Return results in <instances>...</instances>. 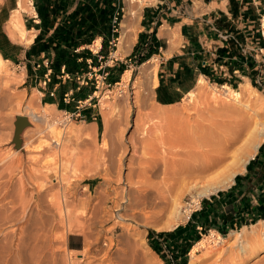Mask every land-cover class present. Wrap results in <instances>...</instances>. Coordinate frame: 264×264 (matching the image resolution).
<instances>
[{
    "label": "rangeland",
    "instance_id": "1",
    "mask_svg": "<svg viewBox=\"0 0 264 264\" xmlns=\"http://www.w3.org/2000/svg\"><path fill=\"white\" fill-rule=\"evenodd\" d=\"M130 1L119 0L121 16L116 27L118 30L114 31L117 37L109 33L105 36L106 52H101L103 37H96L90 45L80 48L90 49L98 57V65L89 60L90 66L80 74V82L61 76L56 79L60 83L59 93H56L59 109L41 103L37 88L42 90L44 86L35 81L36 77L25 63L0 62V264H148V257L154 264H264V220L252 223L257 216L245 219L241 214L257 206L255 200L264 191L262 184H252L255 182L252 177L240 190L243 196L239 201L233 202L235 196H228L223 202V209L238 211L244 223L242 226L237 225L226 234L217 229L202 233L200 240L189 250L187 261L172 253V239H159L166 260L149 245L151 230L160 233L185 225L192 213L202 208L205 199L236 188L235 179L227 189L207 197L200 196V192L184 188L180 183L182 178L179 182L175 171L185 160L183 151L190 145L192 137L197 136L199 124L217 129L218 126L211 122L222 115L224 120L221 117L218 120L223 123L219 125L221 130L226 126L234 128L247 123L253 126L256 122L264 123V91L250 79L252 86L243 78H238L236 83L230 81L227 86L230 90L213 80H206L208 94L218 90L228 97L232 91L244 93L250 87L257 103L245 96L239 100L231 99L227 102L230 107L222 110L221 115L219 110L213 111L212 102L208 104L200 97L202 100L193 108L188 96L178 105H157L152 88L159 60L155 57L148 59L143 56V51L135 53L137 41L129 50L139 34L136 25L120 45L126 23L122 22L124 16L127 18L133 7L143 12L147 5L157 0H149L151 3ZM31 2L34 6L33 0H24V8L18 6L22 19L18 11L14 13L18 17L17 30L23 29V18L33 17ZM262 23L261 37L264 40ZM23 33L28 36L25 30ZM30 33L35 34L34 30ZM30 38L33 36H28V40ZM98 39L101 40L100 46L96 42ZM23 43L28 45L27 41ZM243 47L245 55L254 53L264 85V49L256 50L247 44ZM117 51L120 53L115 55ZM155 66L154 73L145 71ZM128 71L130 82L127 83L123 78ZM113 79L118 81L113 82ZM72 89L76 99L85 101L92 97L79 117L70 116L76 102H71L69 108L63 103L65 92ZM148 90H151L152 97L142 103ZM30 110L47 121L34 122L28 118L30 123L23 127L17 145L14 141L17 117ZM108 123H113L111 131L107 130ZM173 131L176 132L173 134ZM170 137L177 141L172 142ZM154 161L159 163L156 171H152ZM251 161L253 158L249 163ZM245 173L247 167L238 175ZM259 173L263 175L264 167ZM145 190L151 192L155 202L158 199L157 204L162 201L164 207L169 206L163 214L155 216L159 210H143L138 206L139 192ZM166 200H171L170 205H166L169 204ZM174 202L181 205L180 220H169L172 218L169 210Z\"/></svg>",
    "mask_w": 264,
    "mask_h": 264
},
{
    "label": "crops",
    "instance_id": "2",
    "mask_svg": "<svg viewBox=\"0 0 264 264\" xmlns=\"http://www.w3.org/2000/svg\"><path fill=\"white\" fill-rule=\"evenodd\" d=\"M78 1L74 0L71 10L76 7ZM22 3L23 0L0 2V58L4 62L25 63L36 77L35 81L44 86L42 90L37 88L42 97L41 103L58 108L56 93H59L60 83L56 79L60 75L56 74L51 82L44 85L43 80L47 72L44 62L51 57L43 43L35 45L41 21L33 3V17L26 20L23 18L22 30H17L15 25L18 17L14 13L18 11L21 16L17 8L18 6L24 8ZM263 13L264 0H157L147 5L143 12H140L136 22L139 34H136L129 50L137 41L134 46L135 53L143 51V56L148 59L155 57L159 60L158 72L153 74L155 81L153 97L156 104L164 107L180 104L189 94L197 91L202 78L205 81L213 80L215 84L223 87L229 86L230 81L236 83L238 78L246 81L250 79L251 82L262 78L254 53L251 56L245 55L242 46L247 44L256 50L264 47V40L261 37ZM122 22H126L125 16ZM24 30L33 38L28 40V36L23 33ZM33 30L35 34L30 33ZM222 33H227L228 39H222ZM23 41H27L28 45ZM37 63L43 65L37 69ZM53 91L55 93L52 95ZM63 103L66 108L72 106L69 105L72 103ZM72 107L73 112H77V105ZM85 110L83 108L80 113ZM93 115L91 112V118ZM262 167L264 135L250 168H247V174L241 175L235 181L236 188L227 191L223 198L235 196V201H239L243 196L240 190L250 177L252 180L255 179L252 184L264 186V173L263 175L259 173ZM261 200L258 194L255 200L257 206H252L248 211L241 213L245 219L250 216L259 217L264 213V202Z\"/></svg>",
    "mask_w": 264,
    "mask_h": 264
},
{
    "label": "trees",
    "instance_id": "3",
    "mask_svg": "<svg viewBox=\"0 0 264 264\" xmlns=\"http://www.w3.org/2000/svg\"><path fill=\"white\" fill-rule=\"evenodd\" d=\"M33 2L41 21L35 45L43 43L44 48L49 50L51 59L48 68L52 70L51 81L56 74L60 76L63 74V68L64 73H68L72 80L77 79V76L83 74L90 66L89 60L94 65L99 63L98 57L90 49L80 50V48L90 45L96 37H103L101 52H106L105 36L109 33L117 37L114 25L118 27L121 16L118 10L119 0H79L72 10L74 0H33ZM116 12L118 20L114 23ZM48 68L46 67L47 70ZM121 70H123L122 67ZM116 81L118 79H113V82ZM253 82L256 83L254 80ZM232 85L236 87L235 84L232 83ZM74 96L76 98L75 93ZM251 164L252 161L248 164V169ZM239 177L240 175L236 176V181ZM226 192L221 191L219 197L213 195L205 199L202 208L193 212L185 225L160 233L151 230L148 235L149 245L166 260L164 248L159 239L162 238L163 241L172 239V253L180 255L187 261L189 250L200 240L202 233L217 229L226 234L235 226H242L244 223L238 211L234 208L223 209V202H225L223 197ZM260 197L264 202L263 193ZM232 200L234 202L235 198L233 197ZM260 218L264 219V213L254 218L252 223Z\"/></svg>",
    "mask_w": 264,
    "mask_h": 264
},
{
    "label": "bare ground",
    "instance_id": "4",
    "mask_svg": "<svg viewBox=\"0 0 264 264\" xmlns=\"http://www.w3.org/2000/svg\"><path fill=\"white\" fill-rule=\"evenodd\" d=\"M133 1H135V0L130 1V3H132ZM143 2H149V0H144ZM149 3H151V1ZM24 4H26V3H24V0H23L22 6H24ZM30 4L32 5V2ZM32 8H33V6H32ZM139 17H140L139 10L137 8L133 7L130 10L128 17L126 18V23L123 26L124 27V34L122 36L123 41H121L120 45H122L123 42L128 38L127 36L129 34V32L135 27L136 22H138ZM96 42H97L98 46L101 45V40L100 39L97 40ZM119 53L120 52L117 51L115 53V55H117ZM0 62H2L1 58H0ZM145 71L146 72L150 71V72L154 73L155 72V67L146 69ZM149 76H146V77H149ZM123 80L125 82H127V83L130 82L129 81L130 80V71L126 72ZM146 85H148V84H146ZM223 88L228 89V90L231 89V88H228V87H223ZM249 89H251V88L248 87V90L246 92H244V93H241V92H238V91H232V92L228 93V97H227V95H224L222 92H219L218 90H215V93L208 94L207 93V82L202 78L199 81V83H198V89H197L198 93L197 92L191 93V94H189L188 98L190 99V105H191L192 108H193L194 105H197V101L202 100V99L205 102L207 101L208 104H211V102H212L211 105H213V107H214L213 111H215V110L216 111L217 110L220 111L221 110L220 112L218 111V114L220 113L219 115H221L222 110H226L228 108V106L230 107V105H228L230 103H227V102H229V100H231V99L232 100H239L240 98L245 96L251 102H254L256 104L257 103V99L253 97V94L251 93V91H249ZM126 90H128V89H126ZM150 91L148 90V94H145L143 96L142 103H145V101L147 99L152 97V96L150 97V95H151ZM140 92L141 91H139V94H140ZM143 94H144V92H143ZM199 97L202 98V99H200ZM139 98H142V97L140 96ZM199 104H200V102H199ZM202 105L204 106V103H202ZM205 106H208V105H205ZM208 107H210V105ZM148 109H150V108H148ZM195 109H196V107H195ZM192 110H194V109H192ZM197 112H199V111L197 110ZM223 113H225V111ZM215 114H216V112H215ZM26 115L28 116V118H30L34 122L45 123L47 121V119L44 116H40L39 113H37L34 110H30V112H28ZM222 116L224 117V115H222ZM222 116H219L218 120H220L219 119L220 117H221V119L224 120V118ZM238 119H240V118H238ZM238 119H236V120L239 123L240 121ZM218 120L215 121V122H211V124H215L216 127L218 126L217 129L213 128V127L209 128L208 125L205 124V123H201V124L198 125L199 126V130L197 129L198 131H196L197 132L196 133L197 136L195 135L196 137H192V135H191L192 139H191V141L189 143L190 145L189 146L188 145L185 146L186 150L184 149L185 151H183L184 152L183 154H185V156H186L185 160L180 164V166L178 165V169L177 170L175 169L176 170L175 171V176L178 177L179 182H180V180L182 178V182H180L181 185L184 188H187L189 191L191 190L192 192H200V194H199L200 196H206L207 197V196H209V195H211L213 193L218 192L219 190H224V189L229 188L234 183L236 176L238 174H240V173L245 172L247 164L249 163V161L252 158H254L256 156V153H257L259 147L261 146V143H262V140H263L264 123H262V122H256L254 124V126L251 125L250 123H247L246 125L244 124L243 126L237 125V123H235L237 125V127H234V128H232V127L229 128L225 124V126H226L225 130H221L220 126L223 123L221 121H218ZM243 120H244V118H243ZM233 122H235V121H233ZM233 122H232V124H233ZM244 123H245V121H244ZM236 125H234V126H236ZM112 126H113V123H110V124L108 123L107 130L111 131V127ZM225 126H223V127H225ZM193 131H195V129ZM175 132L173 131V134ZM107 133H109V132H107ZM171 133H172V131H171ZM186 134H184V135H186ZM190 134H191V132H190ZM193 134H195V133H193ZM170 136H172V134ZM172 138H173V136H172ZM172 138L170 137L172 142L177 141V140L173 141ZM179 140L182 141L181 139H179ZM183 142H185V141H183ZM168 146H169V144H168ZM170 146H172V144H170ZM171 148H173V147H171ZM183 148H182V150H183ZM53 150H55V149H53ZM176 155H178V154H176ZM157 162L158 161H154L153 162L152 171H154V170L156 171L157 170V167L159 165V163H157ZM168 180H169V178H168ZM139 193H140V198H139L138 202H136V203H138V206H142L143 210L146 209V208H148V209L151 208L150 210L153 209V210H156V211L159 210L157 213L155 212V216H158V215L164 213L166 207H167L166 209H168L169 206L164 207V205H162L163 204L162 201L161 202L159 201L160 203L157 204L158 199H157V202H155L156 201L155 198H153V196L151 197V192H148V191L145 190V191H143V192L141 191ZM136 197L133 200H135ZM163 199H165V198L163 197ZM170 202H171V200H170ZM170 202L167 201V203H169V204H166V203L165 204L166 205H170ZM171 204H173L171 206L172 208L170 207L172 210H169V211L170 212L172 211L171 212L172 218H170L169 220H171V219H174V220L182 219V217H181L182 216L181 215V205L178 202H174V203H171ZM149 212H150V214L153 213L151 211H149ZM158 218H157V220H158ZM161 218H163V217H161ZM146 219H149V218H146ZM175 222H177V221H173V223H175ZM169 224H170V227H172L171 226L172 223H169ZM175 226H177V225H175ZM175 226H173V227H175ZM245 227H247V226H245ZM232 233L240 234V232H236V231H232ZM146 261H148V262H146L148 264H154V261H153L152 258L148 257L146 259ZM144 262H145V260H144Z\"/></svg>",
    "mask_w": 264,
    "mask_h": 264
},
{
    "label": "built area",
    "instance_id": "5",
    "mask_svg": "<svg viewBox=\"0 0 264 264\" xmlns=\"http://www.w3.org/2000/svg\"><path fill=\"white\" fill-rule=\"evenodd\" d=\"M118 14V13H117ZM116 20H118V17H117V15H115V18H114V23H116ZM262 36H263V38H264V16H263V19H262ZM114 27H115V29H114V31H117L118 30V28H116V25H114ZM221 37H222V39H228V34L227 33H222L221 34ZM262 49H264V47L262 48ZM242 51H243V53H246V51H245V49H244V47L242 46ZM45 63V65H46V67L48 68L49 67V64H50V60L49 59H46V61L44 62ZM37 66L38 67H41V64H39V63H37ZM51 69H49L48 68V70H47V72H46V74H45V76H44V80H43V83H44V85H47V83H49L50 81H51ZM63 74L61 75V77L63 78V79H67V78H69V79H71V76L68 74V73H64V68H63ZM82 78V75H78L77 76V79L79 80V82H80V79ZM83 78H85V76H83ZM261 79L262 78H260L259 80H257L256 82L258 83V87H263V91H264V85H263V83L261 82ZM81 83H83V81L81 82ZM55 93V91H53L51 94L53 95ZM90 99H92V97H90ZM90 99H87V100H85V101H82V100H77L76 98H75V96H74V90L72 89V90H70V91H68V92H66L65 94H64V101L65 102H67V103H71V102H77V112H74V113H71L70 114V116H76V117H79V116H81V110L83 109V108H85V104H86V102H88V101H90Z\"/></svg>",
    "mask_w": 264,
    "mask_h": 264
},
{
    "label": "water",
    "instance_id": "6",
    "mask_svg": "<svg viewBox=\"0 0 264 264\" xmlns=\"http://www.w3.org/2000/svg\"><path fill=\"white\" fill-rule=\"evenodd\" d=\"M30 122L28 120V117L26 115H19L16 120V128L14 133V141L17 143V145L20 144L21 141V131L23 130V127L25 125H28Z\"/></svg>",
    "mask_w": 264,
    "mask_h": 264
}]
</instances>
